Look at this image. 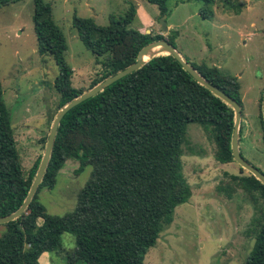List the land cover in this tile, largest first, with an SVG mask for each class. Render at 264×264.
<instances>
[{
  "label": "trees",
  "instance_id": "16d2710c",
  "mask_svg": "<svg viewBox=\"0 0 264 264\" xmlns=\"http://www.w3.org/2000/svg\"><path fill=\"white\" fill-rule=\"evenodd\" d=\"M17 1L0 0V8ZM143 1L154 5L158 16L165 19L167 0ZM197 1L204 5L198 15L211 18L215 0ZM134 15L135 8L128 3L126 12L108 16L105 26H97L90 18L73 17L77 38L101 68L87 89L132 64L148 43L165 40L175 49L176 32L162 36L134 30L130 28ZM31 20L36 53L51 56L56 67V113L83 90L71 86L72 70L63 58L65 39L50 18V6L34 0ZM184 60L242 111L234 77L221 74L215 67ZM55 113L49 117L50 124ZM233 120L231 108L197 84L170 55L149 59L64 114L45 172L27 208L15 220L0 225V264H39L40 254L61 250L60 236L64 233L74 237V261L143 264L148 249L171 223L174 208L190 197L181 165L187 126L201 127L212 141L214 161L228 164L233 162ZM259 123L264 141L261 113ZM240 133L238 130V143ZM45 141L46 136L39 140L43 148ZM40 157L24 174L0 85V217L12 214L23 203ZM67 160L78 164L77 172L89 166V178L76 194L70 212L50 215L37 194L40 189L53 188ZM223 176L215 191L228 199L241 193L255 213L249 229L253 243L243 264H264V186L249 174Z\"/></svg>",
  "mask_w": 264,
  "mask_h": 264
},
{
  "label": "rangeland",
  "instance_id": "374dc122",
  "mask_svg": "<svg viewBox=\"0 0 264 264\" xmlns=\"http://www.w3.org/2000/svg\"><path fill=\"white\" fill-rule=\"evenodd\" d=\"M34 0H18L0 8V85L21 169H30L47 136L49 117L55 113L53 90L56 67L51 56H38L32 29ZM50 6V18L61 31L71 68V86L83 91L101 71L93 55L77 38L73 17L90 18L105 26L108 16H122L128 3L135 8L130 28L152 35L162 33L154 5L143 0H41ZM165 25L176 32L175 50L195 64L215 67L234 77L239 86L241 116L238 149L249 164L264 174V141L259 123V97L264 91V0H215L213 15H198L202 2L167 0ZM153 23L154 25L150 24ZM158 26V28H157ZM101 61L102 58H97ZM54 117V116H53ZM190 149V150H189ZM213 144L195 124L186 129L181 157L182 175L190 197L174 208L171 223L159 234L144 255L143 264H243L253 239L249 233L254 216L251 202L241 193L231 198L215 191L224 173L247 175L234 163L218 164L212 157ZM78 164L67 160L51 190L40 189L37 198L46 213L62 216L75 206L76 194L89 178L90 167L77 172ZM40 224V221H37ZM3 228L0 227V236ZM61 250L46 255L39 264H85L74 261V237L60 236Z\"/></svg>",
  "mask_w": 264,
  "mask_h": 264
},
{
  "label": "water",
  "instance_id": "95a60500",
  "mask_svg": "<svg viewBox=\"0 0 264 264\" xmlns=\"http://www.w3.org/2000/svg\"><path fill=\"white\" fill-rule=\"evenodd\" d=\"M159 25H160L161 31L163 33H166L167 28H166L163 17L159 18ZM146 34H148V32H146ZM162 55H170L197 84L207 89L213 96H215L216 98H218L224 104H226L227 106L231 108V110L233 111V116H234L232 132L230 136V153H231L232 161L240 169L246 171L249 175H251L255 180H257L260 184L264 186V174L260 172L259 170H257V168H255L254 166L246 162L240 156V153H239L238 130H239V122H240V116H241L240 106L234 100H232L227 95H225L223 92H221L219 89L208 84L201 76H199L198 73L184 60V58L167 41L158 40V41H154V42L148 43L147 45L143 46L137 52L135 61L132 64L128 65L121 71H118L114 75L105 78L104 80L94 85L90 89L83 91L78 96H76L75 98H73L72 100H70L69 102L64 104L61 108L58 109V111L55 113L51 121L49 130L46 136V141L44 144L43 152L40 157V161L37 166L34 177L31 181L30 187L28 189V192L26 194V197L23 203L20 205V207L15 212L7 216L0 217V225H3V224H6L8 222L15 220L27 208L45 172V169H46V166L49 160L50 152L52 149L54 137L56 134V130L64 114L67 111H69L71 108H73L74 106L83 102L84 100L95 96L97 93L101 92L107 86L125 77L131 72L139 69L149 59L153 57H157V56H162ZM260 113H261V118H262V122L264 126V94L261 97Z\"/></svg>",
  "mask_w": 264,
  "mask_h": 264
},
{
  "label": "crops",
  "instance_id": "0c3cea01",
  "mask_svg": "<svg viewBox=\"0 0 264 264\" xmlns=\"http://www.w3.org/2000/svg\"><path fill=\"white\" fill-rule=\"evenodd\" d=\"M184 1H186V0H184ZM150 5H151V4H150ZM156 9H157V8H156ZM157 12H158V10H157ZM150 24H151V25H154V24L151 23V22H150ZM157 28H158V26H157ZM166 28H167V32L170 31V29H171V25H170V24H169V25L166 24ZM139 32H140V31H139ZM146 32H148V31H146ZM143 33H144V32H143ZM148 33H150V31H149ZM157 34H160V30H159V29H158ZM161 34H163V32H162ZM46 255H48V254H46V253H42V254H40V256H39V258H38V261H39V259L44 260L45 257H46Z\"/></svg>",
  "mask_w": 264,
  "mask_h": 264
}]
</instances>
